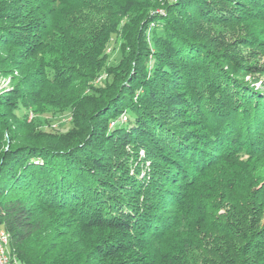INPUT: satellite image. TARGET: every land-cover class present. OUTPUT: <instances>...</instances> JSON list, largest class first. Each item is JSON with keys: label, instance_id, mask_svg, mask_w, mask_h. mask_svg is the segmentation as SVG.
Returning <instances> with one entry per match:
<instances>
[{"label": "trees", "instance_id": "obj_1", "mask_svg": "<svg viewBox=\"0 0 264 264\" xmlns=\"http://www.w3.org/2000/svg\"><path fill=\"white\" fill-rule=\"evenodd\" d=\"M244 23L264 0H0L13 264H264V90L216 31Z\"/></svg>", "mask_w": 264, "mask_h": 264}, {"label": "rangeland", "instance_id": "obj_2", "mask_svg": "<svg viewBox=\"0 0 264 264\" xmlns=\"http://www.w3.org/2000/svg\"><path fill=\"white\" fill-rule=\"evenodd\" d=\"M157 13L161 14L162 16L165 15L164 12H161V10H157ZM262 30L263 31L258 32L257 29L250 23H244L237 27L217 26L216 28V31H218L220 34L219 38H223L228 42L235 41V44L231 47L232 53L237 56V59H241V61H243L242 64H244L245 67L249 69L250 66L249 70L252 71L251 74H247L245 76L244 80L258 90H264V50L262 49V47L256 45L257 43H255V45L253 44L255 41H257L256 37H261L264 39V29ZM106 51L109 56L110 64H114L118 61V59L120 58V51L119 41L116 39V36H113L111 38ZM103 77L104 76L101 75L94 84L97 85V83H99ZM18 79L19 76L17 72H14L13 78H11L10 75H0V94L11 91ZM67 114L68 113H64L58 116L56 115L55 117H42L40 120L43 122H40V124L44 130H48V118H52L53 122L56 119L57 123L54 122L53 126L56 127L58 126L57 124L64 123L62 124V126L60 125L61 127H59V130L65 131L69 127V124L65 123H67L70 119L69 115ZM33 117L34 115L29 112L27 121L29 122ZM109 126L111 127L112 125ZM128 152H130V150ZM143 157L144 152L143 149H141L138 153L137 160L134 161L133 164H131L132 167L130 169V173H135L134 170L137 169L138 173L135 174L137 178H142L145 174L149 173L148 168L150 162L147 160L145 162H140ZM1 231L2 230L0 229V234H3L1 233Z\"/></svg>", "mask_w": 264, "mask_h": 264}, {"label": "bare ground", "instance_id": "obj_3", "mask_svg": "<svg viewBox=\"0 0 264 264\" xmlns=\"http://www.w3.org/2000/svg\"><path fill=\"white\" fill-rule=\"evenodd\" d=\"M0 256L3 260L2 264H13V258L8 249V238L5 234H0Z\"/></svg>", "mask_w": 264, "mask_h": 264}, {"label": "built area", "instance_id": "obj_4", "mask_svg": "<svg viewBox=\"0 0 264 264\" xmlns=\"http://www.w3.org/2000/svg\"><path fill=\"white\" fill-rule=\"evenodd\" d=\"M118 122H122V121H118ZM2 258H1V256H0V264H2ZM15 264H16V261H15Z\"/></svg>", "mask_w": 264, "mask_h": 264}]
</instances>
